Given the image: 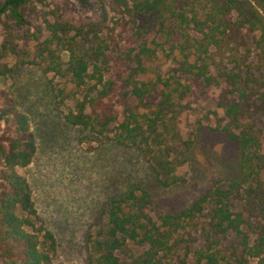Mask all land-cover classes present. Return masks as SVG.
I'll use <instances>...</instances> for the list:
<instances>
[{
  "label": "trees",
  "instance_id": "trees-1",
  "mask_svg": "<svg viewBox=\"0 0 264 264\" xmlns=\"http://www.w3.org/2000/svg\"><path fill=\"white\" fill-rule=\"evenodd\" d=\"M114 2L136 23L155 19L151 31L137 33H154L151 42L144 40L140 51L124 60H114L118 52L102 39L103 22L78 27L59 9L48 11L46 0L0 5V27L7 25L0 41V261L55 264L59 251L31 184L19 171L29 168L38 152L31 120L1 84L12 73L8 60L27 57L33 44L45 73L71 86L57 89L61 102L76 99L66 121L120 147L144 151L165 188L185 182L176 173L178 158L186 160L192 143L175 128L181 103L196 94L201 81L212 86L205 57L215 50L231 54L233 68L219 75L217 106L224 112L221 131L239 146L240 177L216 184L179 214H156L150 192L141 187L114 196L91 240L92 264H264V152L251 123L264 115V105H258L264 100V74L252 78L244 65L252 54L246 49L249 33L264 51V0ZM160 51H170L179 65L173 76L153 69ZM157 96L160 101L150 103Z\"/></svg>",
  "mask_w": 264,
  "mask_h": 264
},
{
  "label": "rangeland",
  "instance_id": "rangeland-1",
  "mask_svg": "<svg viewBox=\"0 0 264 264\" xmlns=\"http://www.w3.org/2000/svg\"><path fill=\"white\" fill-rule=\"evenodd\" d=\"M4 1L0 0V5ZM46 2L51 4L48 11L59 9L66 20L78 27L103 22L102 39L118 52L114 60L135 55L144 40L151 42L154 36L145 33L140 37L137 33L151 31L155 19L141 18L136 23L114 0ZM6 29L5 23L1 25L0 41L4 40ZM247 36L246 49L252 54L244 62L245 71H250L252 78H260L264 74V51L256 48V34ZM34 46L30 45L27 57L8 60L12 73L2 78L1 84L15 96L20 111L31 120L38 152L32 165L19 171L28 178L40 213L57 237L59 251L55 264H92L95 253L91 240L101 224L103 208L120 193L141 187L150 192L156 214H179L216 184L240 177L243 164L239 146L221 131L225 125L224 112L217 106L222 93L219 75L226 67L233 68L229 64L232 55L228 52L224 55L215 50L205 57L202 64L210 66L212 86L201 81L199 87L195 86L196 94L187 96L181 103L183 110L178 114L175 128L183 141L192 143L186 160L178 158L176 173L185 182L165 188L157 183L144 151L120 147L90 129L66 121L76 99L72 96L61 102L57 89H71V86L66 79L45 73L35 60ZM64 59L68 60L67 54ZM152 67L168 78L179 65L170 51H160ZM151 101L156 105L160 96ZM262 104L264 100L258 105ZM251 123L261 136L264 152V115H257ZM257 263V260L251 262ZM0 264L11 263L0 261Z\"/></svg>",
  "mask_w": 264,
  "mask_h": 264
}]
</instances>
